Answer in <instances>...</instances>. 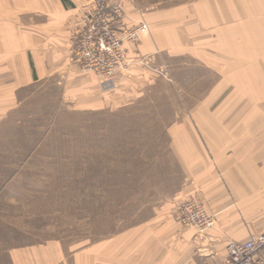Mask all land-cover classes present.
I'll list each match as a JSON object with an SVG mask.
<instances>
[{"label": "crops", "instance_id": "obj_1", "mask_svg": "<svg viewBox=\"0 0 264 264\" xmlns=\"http://www.w3.org/2000/svg\"><path fill=\"white\" fill-rule=\"evenodd\" d=\"M88 2L0 0V126L29 121L30 108L55 98L81 110L158 98L170 110L159 113L152 136L170 139L185 181L172 196L195 191L216 224L198 237L166 201L141 226L71 255L53 243L13 246L11 264L222 261L228 239L264 230V0H193L148 11L122 3L121 22L143 21L148 31L124 43L132 63L104 84L72 57ZM144 63L165 68L168 78ZM14 178L0 176V195Z\"/></svg>", "mask_w": 264, "mask_h": 264}, {"label": "rangeland", "instance_id": "obj_2", "mask_svg": "<svg viewBox=\"0 0 264 264\" xmlns=\"http://www.w3.org/2000/svg\"><path fill=\"white\" fill-rule=\"evenodd\" d=\"M121 1L148 11L193 0ZM148 102L81 110L55 98L30 108L29 121L0 126V176L15 174L0 195V264H11L13 246L83 251L141 226L166 201L175 210L186 199L172 196L185 181L170 139L152 136L170 107Z\"/></svg>", "mask_w": 264, "mask_h": 264}, {"label": "built area", "instance_id": "obj_3", "mask_svg": "<svg viewBox=\"0 0 264 264\" xmlns=\"http://www.w3.org/2000/svg\"><path fill=\"white\" fill-rule=\"evenodd\" d=\"M121 0H89L83 12L84 25L78 30L72 57L85 71L93 72L101 83L124 73L132 63L125 42L136 43L148 31L145 22L127 27L121 22ZM144 65L148 69L147 63ZM167 75L163 69H152ZM175 214L182 226L194 228L196 236L206 234L216 224L215 214L208 213L203 203L192 196L175 203ZM264 230L251 233L245 241L228 240L226 257L216 264H264Z\"/></svg>", "mask_w": 264, "mask_h": 264}]
</instances>
